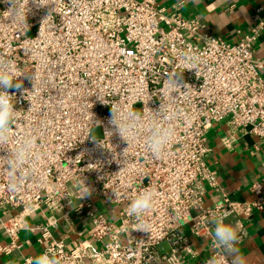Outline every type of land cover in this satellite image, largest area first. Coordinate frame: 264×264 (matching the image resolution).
Wrapping results in <instances>:
<instances>
[{"label":"built area","instance_id":"built-area-1","mask_svg":"<svg viewBox=\"0 0 264 264\" xmlns=\"http://www.w3.org/2000/svg\"><path fill=\"white\" fill-rule=\"evenodd\" d=\"M38 3L29 0L24 15L13 18L7 12L10 3L0 0V58L25 75L20 91L9 89L20 112L7 147L34 133L40 154L35 176L20 192L8 190L0 162V222L8 239L0 255L20 248L27 218L43 209L52 218L70 220L75 213L91 219L88 237L71 246L48 226L34 227L46 240L43 252L55 251L62 264H205L213 254L209 210L228 212L225 223L239 225L242 243L246 223L264 210V184L252 185L256 198L251 202L225 194L207 164V134L213 124L225 122L224 146L232 148L238 134H249L264 148V59L254 48L264 19L256 14L251 32L232 43L202 33L206 24L181 14V3L171 10L159 0ZM186 52L201 56L199 78L181 66ZM173 72L183 73L188 86L162 96ZM160 103L179 115L173 140L154 158L143 146L142 132L127 143L109 120L111 106L147 118ZM97 120L102 136L96 138L103 146L89 136ZM7 154L0 150V156ZM148 186L158 195L146 217L150 230L144 232L134 230L127 207ZM85 187L91 195L82 198ZM192 238L203 242V256Z\"/></svg>","mask_w":264,"mask_h":264},{"label":"crops","instance_id":"crops-1","mask_svg":"<svg viewBox=\"0 0 264 264\" xmlns=\"http://www.w3.org/2000/svg\"><path fill=\"white\" fill-rule=\"evenodd\" d=\"M159 3L168 10L181 3V14L190 18L196 17L206 24L202 33L215 35L232 43L251 32L256 24V14L264 19V0H201L196 4L191 0H159ZM254 48L258 57L264 59V29ZM261 73L264 77V68ZM226 131L225 122L215 123L209 130L207 137L211 151L206 159L207 164L217 172L225 194L234 200L251 202L256 198L252 185L255 182L264 184V148L258 145L257 137L249 134H238L233 147L227 148L222 141ZM215 201L216 197L210 198L208 204L211 205ZM51 216L49 211L43 209L28 217V228L19 234L20 248L0 255V264H24L25 258L33 259L43 253L46 240L42 233L34 228L37 225L48 226L56 238L64 240L70 246L88 237L91 219L86 215L72 213L70 220L60 215L54 218ZM246 226L248 236L237 245L239 254L245 264H264V210H256ZM192 241L196 244V250L203 256V242L196 241L195 238H192ZM7 243L8 239L2 232L0 222V245ZM161 250H167V245L162 244Z\"/></svg>","mask_w":264,"mask_h":264},{"label":"clouds","instance_id":"clouds-1","mask_svg":"<svg viewBox=\"0 0 264 264\" xmlns=\"http://www.w3.org/2000/svg\"><path fill=\"white\" fill-rule=\"evenodd\" d=\"M6 2L11 5L7 12L15 18L24 15V9L29 0H23V2L21 0H6ZM36 2L38 3V0ZM191 2L196 4L200 3L201 0H191ZM51 15L52 9L43 22ZM180 63L184 70H195V75L199 78L200 55L193 52L183 53ZM182 74L173 72L166 77L162 96H171L179 89L188 86L187 83L183 82ZM21 76L22 74L14 62L0 58V150H7L8 152L6 156H0V162H2L4 171L8 176L7 188L10 192L23 190L25 183L35 176L37 162L40 159V154L36 151L38 134L26 132L22 138L15 141L14 147H7L13 139V130L16 127L20 112L15 108V94H10L9 89L15 88L17 91L22 89ZM178 115L176 110L164 103H160L158 110H152V115L147 118L139 111H121L111 106L109 124L117 126L120 136L127 143L138 131L142 132L144 134L143 146L146 152L154 158H160L174 138L175 126L173 121L178 118ZM95 124L101 127L100 121L97 120ZM104 134L106 136L112 135L107 129H105ZM89 136L103 146L101 140L94 135ZM126 152L127 148L124 149L123 155ZM89 195H91V190L85 187L82 198ZM157 195L156 189L148 186L136 194L128 204L127 216L132 217L136 222L134 230L149 232L150 225L146 217L152 210ZM228 215V212L218 214L215 210H209L208 223L213 226L209 232L213 254L207 258L205 264H245L236 246L239 242V225L225 223ZM229 258H231L230 261ZM28 264H62V262L55 251L46 250L29 260Z\"/></svg>","mask_w":264,"mask_h":264},{"label":"rangeland","instance_id":"rangeland-1","mask_svg":"<svg viewBox=\"0 0 264 264\" xmlns=\"http://www.w3.org/2000/svg\"><path fill=\"white\" fill-rule=\"evenodd\" d=\"M33 34V32H30L29 33V35H32ZM92 134L95 136V137H101L102 136V130H101V128H94L93 130H92Z\"/></svg>","mask_w":264,"mask_h":264}]
</instances>
